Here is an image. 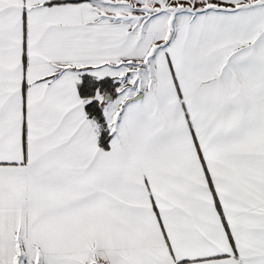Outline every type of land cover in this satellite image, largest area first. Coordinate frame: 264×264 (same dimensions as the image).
<instances>
[{
	"label": "snow or ice",
	"instance_id": "obj_1",
	"mask_svg": "<svg viewBox=\"0 0 264 264\" xmlns=\"http://www.w3.org/2000/svg\"><path fill=\"white\" fill-rule=\"evenodd\" d=\"M0 264H264V0H0Z\"/></svg>",
	"mask_w": 264,
	"mask_h": 264
}]
</instances>
